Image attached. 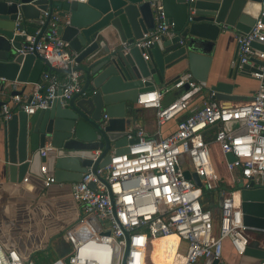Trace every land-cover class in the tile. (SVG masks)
I'll return each instance as SVG.
<instances>
[{"label": "built area", "instance_id": "1", "mask_svg": "<svg viewBox=\"0 0 264 264\" xmlns=\"http://www.w3.org/2000/svg\"><path fill=\"white\" fill-rule=\"evenodd\" d=\"M254 4L257 9L252 15L253 25L249 31L236 35L237 66L241 69L252 58L264 61V51L252 45L254 41L264 44V0ZM152 6L154 28L133 44L143 49L144 59L148 58L147 50L155 40L174 34L166 23L160 1ZM192 14L193 8L189 7L188 19ZM47 15L48 9L39 15L41 24ZM63 21L67 23L68 19L53 12L39 39L40 27L35 33L27 34L17 48L20 54L38 53L49 67L61 69L63 75L45 70L31 90L12 93L1 105L0 120L19 110L33 114L49 107L54 100L64 106L74 94H84V79L76 69L77 53L58 32ZM254 68L258 70L252 74L260 85L251 100L224 105L209 92L167 135L152 138L142 127H137L126 134L127 139L134 138L127 144L126 152L111 151L105 165L94 169L92 164L86 166L81 178L70 183L71 198L78 206L76 218L62 229L70 250L65 257L49 264H67L65 258L69 264H161L148 259L149 245L151 240L168 236L175 237L168 264H196L200 258H220L225 238L241 254L248 238L244 233L239 190L217 187L221 177L210 145L216 143L224 157L226 153L232 154V161L225 157L226 169L229 172L239 169L240 180L246 186L255 178L264 182V64ZM12 87L17 90L16 84ZM172 88L181 92L166 105L161 104V94L154 89L138 94L135 106L155 108L156 123L161 126L191 108L202 85L186 71ZM231 120H238V124L228 129L225 122ZM214 124L217 125L214 139L205 140L204 134H210ZM45 148L46 145L40 149L41 155H45ZM93 153L92 162L100 152ZM41 170L45 176L42 184L48 187L54 178L46 171V162H42ZM185 170L195 172L200 184L184 177ZM210 191L222 197L218 215L211 207L204 208L201 202L204 193ZM180 242L184 250L180 249ZM0 264L35 263L30 254L0 241Z\"/></svg>", "mask_w": 264, "mask_h": 264}, {"label": "water", "instance_id": "2", "mask_svg": "<svg viewBox=\"0 0 264 264\" xmlns=\"http://www.w3.org/2000/svg\"><path fill=\"white\" fill-rule=\"evenodd\" d=\"M156 1H160L166 23L174 34L155 40L147 50L148 58L144 59L143 49L133 44L154 28L152 3ZM259 1L0 0L1 84L37 83L45 70L62 71L49 67L38 53L17 52L25 36L40 27L39 39L53 12L68 19L67 23L59 24L58 32L76 51V69L84 79V94H74L64 106L54 100L49 107L33 114L19 110L0 120V178L5 183L19 185L37 178L43 188L63 183L70 191V183L81 178L86 166L92 164L93 169L103 166L109 161L111 151H127V144L134 141V138L127 139L126 134L138 94L168 82L165 78L181 67L191 72L202 87L213 92L215 99H242L233 93V83L207 79L210 50L221 25L241 33L249 31L254 17L246 10ZM189 7L193 8L190 19ZM46 9L48 15L41 24L39 15ZM108 39L116 41L111 44ZM252 45L264 51L263 43L254 41ZM263 64L260 60L259 65ZM247 66L243 65L242 69ZM262 83L264 85V78ZM14 92L18 90L13 89L11 94ZM3 102L0 100V108ZM237 124L238 120L225 122L228 129ZM216 131L214 124L210 134H204V139H214ZM45 145V155H41L40 149ZM96 150L100 153L92 162ZM225 157L227 161L234 159L231 153H226ZM42 162H46V171L54 178V183L48 187L42 184L45 177ZM183 175L200 184L195 172L185 170ZM243 182L240 180L236 185L243 225L246 229L262 232L264 187L257 186L252 179L248 186ZM7 198H1L0 202H7ZM221 201L220 196L219 204ZM65 261L69 264L67 258ZM202 264H264V247L255 240L247 244L232 263L207 257Z\"/></svg>", "mask_w": 264, "mask_h": 264}, {"label": "crops", "instance_id": "3", "mask_svg": "<svg viewBox=\"0 0 264 264\" xmlns=\"http://www.w3.org/2000/svg\"><path fill=\"white\" fill-rule=\"evenodd\" d=\"M256 9L257 5L254 4L246 10V13L253 15ZM238 33L240 32L233 27L228 28L226 25H221L218 38L210 50L211 61L207 79L210 82L220 79L224 82L233 83V93L243 97L239 100H219L224 105L251 100L260 85V81L252 74L254 67L259 65V59L252 58L247 63L248 66L245 69L237 66L238 46L236 35ZM108 41V43L112 44L116 39H108ZM186 71L188 70L181 67L172 72L168 78H165L168 82L155 85L161 94L160 101L162 105L173 101L180 94L181 89H173L172 85L179 75ZM53 72L59 76L63 75V72L59 70ZM195 80L197 79L195 78ZM12 84L11 82L0 83V100L5 102L9 99L13 90ZM35 85L36 83H16V88L18 91L28 92ZM209 92L207 88L202 87L191 104V108L161 126H158L156 123L155 108L150 106H134L135 108L132 110V122L129 124L128 131L142 127L149 137L159 138L160 136H165L175 129L176 122L179 119L197 108L201 103V99L206 98ZM210 148L214 164L221 173V188H236L237 183L240 181L239 169L229 172L226 169L225 157L220 152L218 145L216 144V146ZM30 182L23 185L10 184L5 183L4 179L0 178V199L8 196L7 202H0V241L5 246H16L26 254H30L31 251L36 249L45 248L50 237L71 223L78 214V206L71 198L69 188L59 184L43 188L37 178H31ZM254 182L257 186L264 187V182L261 183L257 178L254 179ZM13 188L17 189V191L13 192ZM206 194L211 202L216 203L212 207L211 202L208 200V206L214 209L218 215L220 197L216 191H210ZM203 197L205 198V196ZM217 224L216 220L215 225L217 226ZM244 233L248 238V244L257 240L259 241V245L264 247V231L258 232L245 229ZM34 234L36 236H33ZM38 236L41 241H46V244L35 249L32 246V240ZM179 247L181 250L185 249L184 244L181 242L179 243ZM236 255L237 253L230 241L227 238L223 239L220 260L232 263ZM203 261L204 259L200 258L196 264H202Z\"/></svg>", "mask_w": 264, "mask_h": 264}, {"label": "rangeland", "instance_id": "4", "mask_svg": "<svg viewBox=\"0 0 264 264\" xmlns=\"http://www.w3.org/2000/svg\"><path fill=\"white\" fill-rule=\"evenodd\" d=\"M216 144H211L210 147H214ZM205 197L211 202L209 197L205 194ZM211 206H215V202L210 203ZM43 224V223H42ZM33 236H36L35 234ZM31 239V238H30ZM175 237H162L156 238L150 241L149 245V258L151 261L156 263H164L166 258H170L171 254L174 251V242ZM46 241L36 237L32 240L33 248L42 247L45 245ZM70 250L69 244L65 240L64 231L57 232L53 234L47 246L45 248H40L31 251L30 258L35 264H49L52 260L56 258H63L67 255ZM165 264V263H164Z\"/></svg>", "mask_w": 264, "mask_h": 264}, {"label": "trees", "instance_id": "5", "mask_svg": "<svg viewBox=\"0 0 264 264\" xmlns=\"http://www.w3.org/2000/svg\"><path fill=\"white\" fill-rule=\"evenodd\" d=\"M215 166H216V165H215ZM216 169L218 170V167H217V166H216ZM218 173L221 174V173L219 172V170H218ZM220 177H221V176H220ZM221 183H222V182L219 181L217 187H222V186H221ZM206 193H208V192H206ZM206 193H204V196H205ZM206 195H207V194H206ZM201 202H202L204 208H209V207H210V206H208V205H205V202H208V199H207L206 197H205V198L203 197V199H202ZM148 258H149V256H148ZM170 259H171V256H170V258H166L164 263H165V264H168L169 261H170Z\"/></svg>", "mask_w": 264, "mask_h": 264}, {"label": "bare ground", "instance_id": "6", "mask_svg": "<svg viewBox=\"0 0 264 264\" xmlns=\"http://www.w3.org/2000/svg\"><path fill=\"white\" fill-rule=\"evenodd\" d=\"M17 191V189H15V188H13V192H16ZM169 237V236H168Z\"/></svg>", "mask_w": 264, "mask_h": 264}]
</instances>
